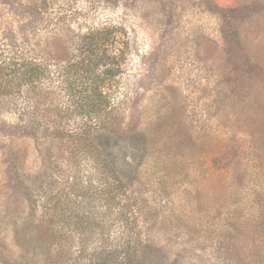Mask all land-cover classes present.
I'll list each match as a JSON object with an SVG mask.
<instances>
[{
    "label": "rangeland",
    "instance_id": "1",
    "mask_svg": "<svg viewBox=\"0 0 264 264\" xmlns=\"http://www.w3.org/2000/svg\"><path fill=\"white\" fill-rule=\"evenodd\" d=\"M0 264H264V0H0Z\"/></svg>",
    "mask_w": 264,
    "mask_h": 264
},
{
    "label": "trees",
    "instance_id": "2",
    "mask_svg": "<svg viewBox=\"0 0 264 264\" xmlns=\"http://www.w3.org/2000/svg\"><path fill=\"white\" fill-rule=\"evenodd\" d=\"M124 31H125L124 28L115 25L105 26L103 28L91 29L85 36L88 40L91 41L100 40L97 46H93L90 44L88 50H85V52L93 53L92 55H95L98 52H102V55L106 54V58L111 61L110 67H107V70L104 72V74L102 73L97 75L96 72H94V79H96L97 82H100L101 84H105L107 82V85H109L111 81H114L116 79L118 73L121 72V70L126 65V59L130 54L129 48H127L128 49L126 50L127 52L122 51L120 52L119 55L115 50L117 38L119 35L123 34ZM126 35L128 37V33ZM100 62H101V58H99V60H96L97 67L99 66ZM93 107L96 109V111H98L100 106L95 105Z\"/></svg>",
    "mask_w": 264,
    "mask_h": 264
}]
</instances>
